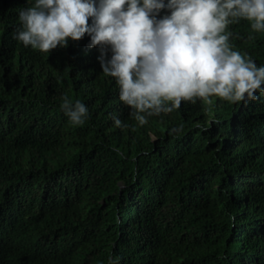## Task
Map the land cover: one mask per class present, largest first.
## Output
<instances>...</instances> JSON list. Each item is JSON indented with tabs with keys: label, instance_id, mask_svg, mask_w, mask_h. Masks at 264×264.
I'll return each mask as SVG.
<instances>
[{
	"label": "trees",
	"instance_id": "trees-1",
	"mask_svg": "<svg viewBox=\"0 0 264 264\" xmlns=\"http://www.w3.org/2000/svg\"><path fill=\"white\" fill-rule=\"evenodd\" d=\"M25 3L0 0V264H264V94L141 125L87 34L50 53L13 39ZM229 19L230 47L264 64V30Z\"/></svg>",
	"mask_w": 264,
	"mask_h": 264
},
{
	"label": "clouds",
	"instance_id": "clouds-1",
	"mask_svg": "<svg viewBox=\"0 0 264 264\" xmlns=\"http://www.w3.org/2000/svg\"><path fill=\"white\" fill-rule=\"evenodd\" d=\"M13 39L44 53L87 36L102 72L115 78L119 99L143 125L181 99L248 104L264 94V64L233 50L229 18L264 30V0H26ZM110 53V55H109ZM165 101H172L171 105ZM61 109L73 125L90 119L88 106L65 93ZM116 127H127L113 115ZM118 257L109 264H118Z\"/></svg>",
	"mask_w": 264,
	"mask_h": 264
}]
</instances>
